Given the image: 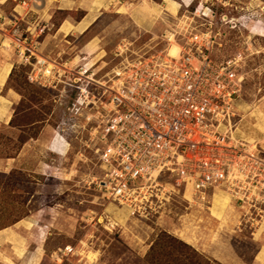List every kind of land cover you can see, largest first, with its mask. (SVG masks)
Returning <instances> with one entry per match:
<instances>
[{
	"label": "rangeland",
	"instance_id": "374dc122",
	"mask_svg": "<svg viewBox=\"0 0 264 264\" xmlns=\"http://www.w3.org/2000/svg\"><path fill=\"white\" fill-rule=\"evenodd\" d=\"M115 1L123 4L120 9L106 10L83 35L50 34L63 20L78 21L82 12L68 13L70 19L52 8L47 12L45 0H0V15L12 22L9 30L17 23L23 38L43 30L39 53L67 63L71 71L86 62L94 65L95 79L108 81V87L125 60L165 58L176 46L166 38L170 34L182 43L177 33L186 9L178 0L168 1L174 15L161 0ZM192 1L190 12L208 7L216 13L196 24L198 30L206 26L213 32V61L241 60L234 137L264 152V0ZM139 7L151 15L150 30L130 14ZM121 45L126 53L116 57ZM4 64L12 66L5 89L14 99L8 113L0 109V264H22L37 250L42 258L36 264H83L82 257L91 264L93 256V264H253L259 244L251 238V224L263 221L264 200L242 203L222 191L201 202L190 189L184 192L163 176L159 186L151 184L159 198L153 196L154 204L147 207L154 209L145 218L132 215L100 192L103 175L89 136L94 123L86 122L85 113L75 116L66 110L74 91L30 84L31 68L20 61L9 38L0 42V73ZM69 77L64 81L71 84ZM159 238L165 246L158 251Z\"/></svg>",
	"mask_w": 264,
	"mask_h": 264
},
{
	"label": "built area",
	"instance_id": "2783aa9c",
	"mask_svg": "<svg viewBox=\"0 0 264 264\" xmlns=\"http://www.w3.org/2000/svg\"><path fill=\"white\" fill-rule=\"evenodd\" d=\"M192 2L178 26L182 43L175 41L176 33L166 37L178 48L177 56L125 60L108 87V81L95 79L94 65L86 62L71 71L67 63L39 53L43 30L23 38L17 23L9 30L12 22L0 15L4 39H11L20 61L31 68L28 82L60 93L71 88L74 97L67 112L85 113L86 122L94 123L89 136L103 175L99 189L104 198L141 218L154 209L147 207L153 196L159 198L151 184L159 186L163 176L184 192L190 189L201 202L222 191L242 203L264 200V152L236 139L232 130L243 87L241 60L213 61V32L206 26L198 30L196 24L216 13L208 7L190 12ZM126 50L119 46L116 57ZM69 76L71 84L64 81Z\"/></svg>",
	"mask_w": 264,
	"mask_h": 264
},
{
	"label": "crops",
	"instance_id": "0c3cea01",
	"mask_svg": "<svg viewBox=\"0 0 264 264\" xmlns=\"http://www.w3.org/2000/svg\"><path fill=\"white\" fill-rule=\"evenodd\" d=\"M161 1L162 3H160V5L162 7L166 5L171 15H174L170 11L171 5L168 3V1L172 2V0H161ZM190 2H192V0H178L177 4L182 3L188 5ZM122 5L123 4L121 2L118 1L116 2L115 0H45L44 7L47 9V12L51 8L55 9L56 10L55 12H62L67 14L71 12H79V11L82 12V16L78 21L70 22L68 19L63 20V22L60 23L55 28V30L50 33V34H54V37H58L61 36V34L63 33L66 34L71 33L74 35L86 34L88 31H90L92 27L95 26V24L99 20V17L102 16L106 10L110 8H115L119 10ZM130 14L133 15L134 18L135 16H137L135 20L138 21V25L143 30L151 29L152 26L150 22L151 19H149L151 15L148 11H144L139 7L138 9H134V11L131 12ZM49 17L52 18V16L50 15ZM52 27L54 26L52 25ZM4 36L5 35L0 31V42L2 43L3 41H5ZM88 49L90 50V47H88ZM1 67H2V73H0V109L4 112V114H6L11 109V105L14 99L13 92L9 89H5L7 77L12 69V66L9 64H4ZM251 226H253L254 229L251 233V238L254 242L259 244V247L256 253L254 254L252 262L253 264H264V219L263 221L260 222H254V224H251ZM187 242L191 244L192 241L190 242L188 240ZM22 257H24V255L21 254L18 255V259H23ZM40 257L42 258L41 253L39 252V250H37L33 253H30L29 256H26L25 259H23L24 261L22 262V264H34V263L36 264ZM86 258L87 257H82L81 262L83 264H87ZM20 263L21 262L18 263V261L15 262V264H20Z\"/></svg>",
	"mask_w": 264,
	"mask_h": 264
},
{
	"label": "bare ground",
	"instance_id": "6f19581e",
	"mask_svg": "<svg viewBox=\"0 0 264 264\" xmlns=\"http://www.w3.org/2000/svg\"><path fill=\"white\" fill-rule=\"evenodd\" d=\"M225 19H226V18H225ZM170 38H171V37H170ZM167 54H168L169 57H176L177 54H178V48H177L176 46H174L172 52H171V49H169V50L167 51ZM83 253H84V252H83ZM88 256H89V255H88ZM91 256H92V254H91ZM88 260H89V262H90L91 264H93L94 261L97 260V259H96L95 256H93V257H89Z\"/></svg>",
	"mask_w": 264,
	"mask_h": 264
},
{
	"label": "trees",
	"instance_id": "16d2710c",
	"mask_svg": "<svg viewBox=\"0 0 264 264\" xmlns=\"http://www.w3.org/2000/svg\"><path fill=\"white\" fill-rule=\"evenodd\" d=\"M201 8H203V7H201ZM191 11H194V8L191 9ZM182 12H183V11H182ZM170 240H171V241H174V240L171 239V238H170ZM164 243H165L164 240H163L162 238H159V239L155 242V247H154V249H156V247H157V248H158V251H159L163 246H165ZM184 246H186V245H184ZM214 264H216V263H214Z\"/></svg>",
	"mask_w": 264,
	"mask_h": 264
}]
</instances>
